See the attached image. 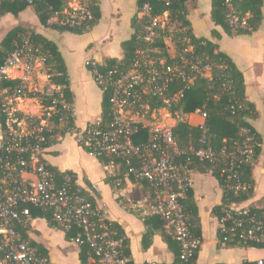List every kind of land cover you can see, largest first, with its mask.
<instances>
[{
  "label": "built area",
  "instance_id": "built-area-1",
  "mask_svg": "<svg viewBox=\"0 0 264 264\" xmlns=\"http://www.w3.org/2000/svg\"><path fill=\"white\" fill-rule=\"evenodd\" d=\"M68 1V8L56 11L50 21L79 28L89 26L94 18L89 0ZM165 1L169 5L173 0ZM226 1L229 24L238 29L248 28L250 14H238L232 0ZM140 12L147 15L140 36L144 45L136 50L131 65L123 67L120 61L109 65L93 57L86 60L95 83L103 92H110L111 120L107 123L100 118L84 127L77 124L75 104L67 99L65 86L52 81L47 55L29 37L0 65V100L9 134L5 138L0 133V264H53L49 256L40 252L15 227L18 223H29V208L20 210V206L26 204L52 211L54 220L65 231L76 227L78 233L71 241L89 246L93 264L132 262L124 247L126 235L116 236L108 210L90 200L75 184L74 174L65 173L63 181L57 183L54 172L44 161L45 149L41 143L57 141L63 135L73 136L90 155L109 158L105 168L117 177V187L129 179L148 184L152 203L148 207L139 203L132 206L140 208L145 219L159 215L166 230L180 243L181 252L178 261L148 260L146 264H195V256L203 243L193 231L184 203L192 188L193 170L187 163L179 162L181 154L190 153L201 161L220 164V176L226 188L236 195L253 188L241 174L245 166L255 164L257 148L261 146L249 126H241L237 137L225 139L218 150L212 146L198 149L190 146L185 150L180 148L174 135L175 114L184 113L171 109L199 77L210 81L209 94L216 89L229 92L232 110H246L248 106L233 95L228 77L221 81L214 78L215 63L195 53L189 36H177L183 30L182 21L171 10L154 15L147 2ZM161 39L164 47L159 45ZM178 42H181L180 47ZM35 72L48 82L42 91L29 86V76ZM8 80H18L19 84L4 86L3 82ZM173 82L182 83V87L174 90L170 87ZM30 92L38 96L30 97ZM27 97L38 100L39 115H25L18 109V102ZM195 112L203 118L198 125L204 132L202 141L206 142L208 112L204 106ZM70 119L74 120V125L65 126ZM142 130H147L146 140L137 143L135 137ZM32 139L36 141L34 144L30 142ZM23 141L28 144L22 146ZM13 151L29 152L30 156L15 159ZM20 167L23 169L17 172ZM24 174L30 175L25 177ZM93 189L98 190V186ZM219 240L224 247L264 244V198L260 205L244 201L227 203L219 218ZM248 264H264V258Z\"/></svg>",
  "mask_w": 264,
  "mask_h": 264
},
{
  "label": "crops",
  "instance_id": "crops-1",
  "mask_svg": "<svg viewBox=\"0 0 264 264\" xmlns=\"http://www.w3.org/2000/svg\"><path fill=\"white\" fill-rule=\"evenodd\" d=\"M101 9V18L91 31L76 34L44 26L35 10L28 7L18 17L5 15L0 21V42L8 31L18 24L33 28L54 41L65 60L69 88L77 109V124L84 127L88 122L102 118V89L95 83L86 66L87 58L93 57L106 62L109 58L123 57L122 42L129 39L134 30L132 19L138 10V0H96ZM69 6L63 0V10ZM188 19L197 36H204L218 42L220 50L227 53L242 71L245 78L247 99L254 103L255 117L249 122L262 136L261 152L253 165L254 194L245 204L260 205L264 198V0L262 22L252 33H227L212 19V0H190L187 3ZM221 33L220 39L213 38L212 31ZM21 74V72L19 73ZM22 75V74H21ZM29 86L42 91L48 84L38 72L29 76ZM36 98L18 102V109L25 115L37 116ZM39 107V106H38ZM39 109V108H38ZM186 119L198 125L203 118L196 112ZM0 123V133H1ZM45 159L61 172H71L81 189L96 199V204L108 210V219L123 230L131 264H146L148 260L173 262L176 253L171 248L164 227L147 222L141 216L139 203L148 207L152 203L151 190L147 183L134 179L123 180L116 186V176L108 172L100 157L90 155L76 143L71 135H63L48 148ZM30 174H24L29 176ZM192 189L198 206L197 227L203 243L195 256V264H241L264 258V248L253 246H221L219 240V214L216 208L223 204L224 188L213 172L193 171ZM97 185L98 190L93 189ZM160 225V223H159ZM29 239L42 244L48 250L53 264H82L80 245L66 238V231L53 227L46 218L32 217L28 223ZM173 237V236H172ZM89 256L87 264H93Z\"/></svg>",
  "mask_w": 264,
  "mask_h": 264
},
{
  "label": "trees",
  "instance_id": "trees-1",
  "mask_svg": "<svg viewBox=\"0 0 264 264\" xmlns=\"http://www.w3.org/2000/svg\"><path fill=\"white\" fill-rule=\"evenodd\" d=\"M190 0H173L169 5L165 0H138V10L135 16L132 19V28L134 30L132 36L124 40L121 44L123 50V57L118 58H109L106 62L109 65H113L116 62L120 61L123 67H127L132 64L135 58L136 50L144 45V40L140 37L144 32L143 25L146 23L147 15L141 14V9L143 5L147 2L151 6V14H161L166 10H171L173 14L182 21L183 30L177 34L179 37L189 36L191 42L194 45L195 53L200 56H207L209 59L215 63L214 68V78L217 81H221L224 77H228L230 82L233 85V95L238 98L241 102L245 103L248 106V109L242 110H232V102L230 100L229 92H221L220 90H214L212 94H209L208 85L210 81L207 78H197L193 86L185 92L183 98H181L176 104L172 106L173 112L183 111L182 113H176L175 117L177 119L176 125L174 126V135L179 143L180 148L188 150L190 146L198 149L201 147L212 146L215 149H220L225 139H232L237 137L239 129L241 126H249L253 133L255 134L257 140L262 143V136L258 131L252 126L249 120H245V116L254 118L256 108L254 103L250 102L246 96L245 90V78L242 71L237 67L233 59L225 52L220 50L218 42L213 41L210 38L204 36H197L191 21L188 19V9L187 3ZM232 4L236 12L242 16L250 14L248 19V28L238 29L234 28L229 24L228 20V4L226 0H212V19L216 25L222 26L223 29L229 33H252L256 31L263 18L262 7L263 0H232ZM88 5L92 11L94 18L89 21V26L83 25L82 28L77 26L69 25H60L57 23H50L49 20L51 16L56 11H62L63 9V0H33L32 2L28 0H4L0 3V21L7 15L12 14L15 17H18L21 12L26 10L28 7H32L36 14L39 17L40 22L46 26L51 27L60 31H71L76 34H84L89 31L97 24L101 18V9L96 0H89ZM88 27V28H87ZM213 38L220 39L221 33L214 29L212 31ZM29 37V39L34 43L35 46L40 48L41 52L47 55V64L52 73V81L57 84H62L65 86V94L69 101L73 102V93L69 88V76L67 68L65 65V60L63 55L58 47V45L47 38L46 36L38 33L33 28L27 27L23 24H18L11 28L8 33L4 36L0 42V65L4 63L6 58L18 47L19 44L24 42V39ZM160 46H165L164 40H160ZM181 46V42H178V47ZM19 84L18 80H8L4 81V86H15ZM174 90L182 87V83L173 82L170 84ZM30 97L38 96L36 92H30L28 94ZM208 112V118L206 121L207 128V140L206 142L202 141L203 129L199 125H192L186 119V116L190 113L195 112L198 108L203 107ZM23 113H21L22 115ZM24 115V114H23ZM102 120L107 123L111 120V111H110V92L104 91L102 96ZM0 123L1 131L4 134L5 138L9 136L8 132L6 133V116L3 112L2 102L0 100ZM65 126L74 125V120L70 119L64 123ZM31 127V126H30ZM62 133H66L63 131ZM46 137H49V134H45ZM147 136V130H142L136 137L135 141L137 143L145 141ZM31 143H35L34 139L30 140ZM56 143V140H47V142H42L41 146L45 149V154L47 153L48 148L52 147ZM27 141L22 142V146L27 145ZM262 148L261 146L257 148V157L260 154ZM12 156L16 159L18 156L29 158V152H16L13 151ZM103 162H108L109 158L102 157ZM49 168L54 172L57 183L63 181V177L67 172H61L55 167H53L46 159ZM179 162L187 163L188 166L193 171L200 172H213V174L219 179L221 185L224 188V199L223 204L216 208L219 218L222 214V208L230 202H243L250 199L254 194V178H253V166L247 165L242 170L241 174L243 178L253 184V188L249 192L240 193L238 195L229 191L226 188V183L223 177L220 176L221 165L212 163L208 160L201 161L195 155L190 153H183L179 156ZM23 168H18L17 172H21ZM71 173V172H69ZM75 184L78 185L75 181ZM148 186V184H147ZM149 188V186H148ZM84 191V190H83ZM84 193L92 200L96 202L94 196ZM186 209L191 216L193 223V231L198 235L199 229L197 227L198 218V206L194 198V191L191 188L188 191L187 198L184 201ZM23 208H29L32 217H43L46 218L50 225L56 228L63 229V227L58 224L53 217V213L50 210H45L39 206H34L32 204H26L20 206V210ZM147 222H158L157 227H164V222L159 215L153 214L150 215L147 219ZM160 223V225H159ZM112 228L117 231L116 236L119 238L124 235L123 230L115 222H110ZM16 229L23 234V236L29 239L28 235V224L18 223L15 225ZM64 230V229H63ZM65 231V230H64ZM78 229L76 227L72 228L69 231H66V238L71 240L72 237L76 236ZM168 240L171 242V248L176 253V260H179L181 246L180 243L172 237L171 234L167 235ZM31 243L43 254L48 256V250L40 243L32 240ZM127 239L124 241V247L127 254L128 248ZM242 246H253L264 248V244H250ZM80 260L82 264H87L88 258L90 256V248L87 244L80 245ZM249 261H244L241 264H248ZM131 264V263H130Z\"/></svg>",
  "mask_w": 264,
  "mask_h": 264
},
{
  "label": "rangeland",
  "instance_id": "rangeland-1",
  "mask_svg": "<svg viewBox=\"0 0 264 264\" xmlns=\"http://www.w3.org/2000/svg\"><path fill=\"white\" fill-rule=\"evenodd\" d=\"M67 8H68V7H67ZM64 10H66V9H64ZM49 22L52 23L53 21H52V20H51V21L49 20ZM17 74H19V73L17 72ZM27 98H29V97H27ZM27 98H26V99H27ZM33 102H34L33 105L37 106V107H36V108H37L36 113H39V114H40V111H39L40 109H38V108H39V107H38V106H39V102H38V100H33Z\"/></svg>",
  "mask_w": 264,
  "mask_h": 264
}]
</instances>
